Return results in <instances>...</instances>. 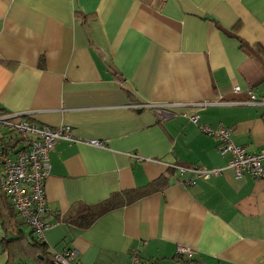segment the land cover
Segmentation results:
<instances>
[{"label":"crops","instance_id":"1","mask_svg":"<svg viewBox=\"0 0 264 264\" xmlns=\"http://www.w3.org/2000/svg\"><path fill=\"white\" fill-rule=\"evenodd\" d=\"M0 112L108 140L49 151L50 258L128 264L137 247L136 264H186L180 245L197 264H264V178L236 176L188 119L264 153V0H0ZM165 164L222 170L185 185L191 174ZM114 194L122 204L90 225L67 220ZM9 204L0 191V264H33L35 235Z\"/></svg>","mask_w":264,"mask_h":264},{"label":"built area","instance_id":"2","mask_svg":"<svg viewBox=\"0 0 264 264\" xmlns=\"http://www.w3.org/2000/svg\"><path fill=\"white\" fill-rule=\"evenodd\" d=\"M238 90V87H235ZM250 94V92H248ZM251 100L253 95L250 94ZM157 116L167 118L170 104L153 105ZM198 114L188 115L189 121L197 124L201 132L215 136L217 148L221 155L227 156L226 167L233 170L236 176L248 174L253 178H264V153L249 152L244 146L237 145L231 139V130L224 126L211 128L207 124L198 123ZM0 126L5 127L22 143L14 148L0 146V190L6 195L13 210L20 218L29 224L34 235L42 238L43 230L49 225L44 221L47 210L44 192V181L49 174V151L57 140L69 143H84L93 147L104 148L108 140L79 137L69 125L60 124L56 127L39 125L23 114L0 115ZM167 169H176L179 174L190 173L191 176L183 181L185 185H193L198 179H208L218 175L222 168L203 166H178L165 164ZM176 255L190 256L191 250L177 246ZM77 250L62 249L52 254V264H73ZM139 260V250L132 247L128 264H136Z\"/></svg>","mask_w":264,"mask_h":264},{"label":"trees","instance_id":"3","mask_svg":"<svg viewBox=\"0 0 264 264\" xmlns=\"http://www.w3.org/2000/svg\"><path fill=\"white\" fill-rule=\"evenodd\" d=\"M2 114H5V112H0V115ZM262 118H264V116H262ZM22 141L23 140H21L19 137L14 136V138H9L8 140H1L0 144L4 148L8 149V148H14L18 146L19 144L22 143ZM120 204H122L121 197L118 196L117 194H114V195H111L109 198H107L102 203L95 204V205L79 206V209H77V211H75L74 214L69 215L67 220L69 222L71 221V223L73 224L78 225L79 227H85V226L90 225L96 218L101 216L106 211L119 207ZM9 207L13 209L10 204H9ZM23 223L28 224L25 221H23ZM23 238L28 242L27 243L28 245L25 251L26 256L30 257V259L35 264H52V258L49 257L50 252L48 251L47 246L41 241V239H37L36 236H33V237L31 236V239H27L25 237V234ZM66 249H69V248H66ZM175 257L178 260L185 262L186 264H197L196 263L197 261H194L193 259L183 258V256H178V255H175Z\"/></svg>","mask_w":264,"mask_h":264},{"label":"rangeland","instance_id":"4","mask_svg":"<svg viewBox=\"0 0 264 264\" xmlns=\"http://www.w3.org/2000/svg\"><path fill=\"white\" fill-rule=\"evenodd\" d=\"M1 127V126H0ZM1 128H5V127H1Z\"/></svg>","mask_w":264,"mask_h":264}]
</instances>
